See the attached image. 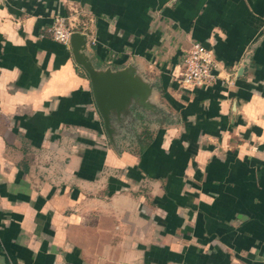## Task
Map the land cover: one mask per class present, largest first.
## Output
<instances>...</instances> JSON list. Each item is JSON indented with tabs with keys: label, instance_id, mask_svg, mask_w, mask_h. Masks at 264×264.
Here are the masks:
<instances>
[{
	"label": "crops",
	"instance_id": "0c3cea01",
	"mask_svg": "<svg viewBox=\"0 0 264 264\" xmlns=\"http://www.w3.org/2000/svg\"><path fill=\"white\" fill-rule=\"evenodd\" d=\"M57 15L154 83L114 141ZM0 264H264V0H0Z\"/></svg>",
	"mask_w": 264,
	"mask_h": 264
},
{
	"label": "water",
	"instance_id": "95a60500",
	"mask_svg": "<svg viewBox=\"0 0 264 264\" xmlns=\"http://www.w3.org/2000/svg\"><path fill=\"white\" fill-rule=\"evenodd\" d=\"M71 47L75 60L90 76L97 107L114 141L120 133L119 124H125L135 110H149L153 105L154 83L147 80L133 64L119 69L95 65L88 53L90 45L87 32L73 31ZM248 60L249 56L243 60V65Z\"/></svg>",
	"mask_w": 264,
	"mask_h": 264
},
{
	"label": "built area",
	"instance_id": "2783aa9c",
	"mask_svg": "<svg viewBox=\"0 0 264 264\" xmlns=\"http://www.w3.org/2000/svg\"><path fill=\"white\" fill-rule=\"evenodd\" d=\"M80 24L71 21L69 17L57 15L51 31L56 40L71 46L73 31H83ZM232 76V72L222 75L219 61L211 49L199 41H192L185 54L184 68L178 80L189 87H205L212 85L218 78H224L229 83Z\"/></svg>",
	"mask_w": 264,
	"mask_h": 264
},
{
	"label": "rangeland",
	"instance_id": "374dc122",
	"mask_svg": "<svg viewBox=\"0 0 264 264\" xmlns=\"http://www.w3.org/2000/svg\"><path fill=\"white\" fill-rule=\"evenodd\" d=\"M123 131H124V130H123ZM128 132H129V131H128ZM123 133H124V132L121 131L119 134H121V136H123Z\"/></svg>",
	"mask_w": 264,
	"mask_h": 264
}]
</instances>
